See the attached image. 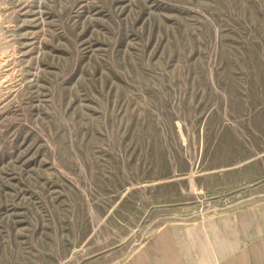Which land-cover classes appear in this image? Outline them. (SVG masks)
<instances>
[{"label":"rangeland","instance_id":"1","mask_svg":"<svg viewBox=\"0 0 264 264\" xmlns=\"http://www.w3.org/2000/svg\"><path fill=\"white\" fill-rule=\"evenodd\" d=\"M262 197L264 0H0V264Z\"/></svg>","mask_w":264,"mask_h":264},{"label":"crops","instance_id":"2","mask_svg":"<svg viewBox=\"0 0 264 264\" xmlns=\"http://www.w3.org/2000/svg\"><path fill=\"white\" fill-rule=\"evenodd\" d=\"M117 264H264V197L164 225Z\"/></svg>","mask_w":264,"mask_h":264}]
</instances>
